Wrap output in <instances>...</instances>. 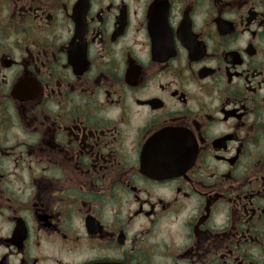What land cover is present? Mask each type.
Instances as JSON below:
<instances>
[{"label": "flooded vegetation", "instance_id": "1", "mask_svg": "<svg viewBox=\"0 0 264 264\" xmlns=\"http://www.w3.org/2000/svg\"><path fill=\"white\" fill-rule=\"evenodd\" d=\"M0 264H264V0H0Z\"/></svg>", "mask_w": 264, "mask_h": 264}]
</instances>
